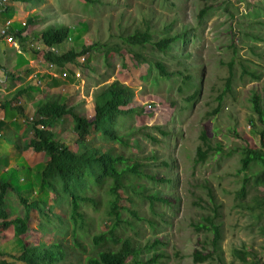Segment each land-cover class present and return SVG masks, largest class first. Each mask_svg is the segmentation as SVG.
<instances>
[{"label":"rangeland","instance_id":"rangeland-1","mask_svg":"<svg viewBox=\"0 0 264 264\" xmlns=\"http://www.w3.org/2000/svg\"><path fill=\"white\" fill-rule=\"evenodd\" d=\"M11 1L0 0V4L9 7ZM31 1L28 0L27 4ZM36 1L35 7L22 5L15 8L16 17L12 12L7 13L6 20L11 26L23 24L27 18H37L33 25L29 24L28 37L21 45L23 52L31 53L32 48H44L38 33L52 24L67 26L74 33L62 52L95 42L110 47V66L105 64L101 52L97 51L92 53L89 63L68 66L69 69L65 70L68 75L61 82L68 81L69 76L73 77V70L78 72L75 79L79 80L71 90L63 92L64 100L69 104L80 103L82 116L92 119L93 93L98 87L118 80L131 88V102L127 107L141 108V114L132 116L127 123L142 128V132L130 137V147L126 151L118 148L117 152L135 154L139 161L147 164L146 171L155 180L146 177L136 181L130 179L140 183L142 195H134L124 187L117 190L119 199L115 212L119 214V223L115 232L130 237L135 242L134 246L140 248L138 254L130 255L126 262L243 264L233 255L234 249L252 250L264 261V211L252 212L248 206L254 193L259 197L264 195V186L258 188V192L252 189L243 199L237 198L245 173L250 175L256 168L240 172L241 150L244 147H260L257 135L260 126L250 110L248 99L254 92L259 94L264 104V0H173L175 6L172 8L168 0H101V5L87 3V7L83 0ZM204 8L207 10L199 18L198 14ZM148 9L160 18L151 22L157 30L161 29L163 22L167 25L175 18V31L179 30L180 37L185 36L186 43L182 51L179 41L180 49L175 53L177 57L171 58L168 53L164 55L155 51L150 43L143 48L132 46L129 50L128 45L120 40L119 36L124 31L141 26ZM3 12L1 9L0 15H4ZM114 44L120 47L119 50ZM102 46L100 51L103 52L105 46ZM133 52H142L149 60H161L167 71L175 75L160 76L147 63H138L133 58ZM37 62L43 64L42 59ZM244 67L248 72L260 74V80L253 82L249 74L243 73ZM187 75L191 78L183 82V77ZM228 78L232 87L219 99ZM197 89L198 95L188 99ZM62 122V129L56 127L54 132H58L56 135L64 144L77 150L70 117L65 116ZM151 126H159L167 135L163 136ZM204 130L212 149L204 161L196 162V148L201 143L199 136ZM144 132L155 136L158 142L148 139ZM28 135L32 137L33 134ZM153 153L154 160L137 157L147 158ZM39 167L32 170L37 173V179ZM15 170L10 167L8 175L10 180L13 179L14 191L19 194L24 189V183L21 171ZM161 179L171 181L162 182ZM47 194L48 212L61 214V220L52 217L49 221L47 216L36 217L37 214L30 211L36 222L22 238L29 246L41 241L48 244L60 238L71 247L67 248L72 255L71 264H85L87 255L104 249L102 243L93 242V236L108 232L116 216L108 213L109 205L104 201L95 207L84 205L85 225L82 230L76 229V240L81 247H76L71 232L67 231L72 228L67 207L60 208L52 201V194L49 191ZM153 195L164 197L168 203H150L148 196ZM36 197L38 194L26 198L29 202ZM21 205L20 202L16 205L11 203L8 214L21 215ZM134 210L140 219H134L130 213ZM41 224L46 231H42ZM214 226L219 228L221 236L217 256L203 263L193 262L195 250L203 253L212 251ZM1 236L0 256L7 255L11 264H23L17 261L22 250L21 242L12 236L9 229L8 232H1Z\"/></svg>","mask_w":264,"mask_h":264},{"label":"trees","instance_id":"trees-1","mask_svg":"<svg viewBox=\"0 0 264 264\" xmlns=\"http://www.w3.org/2000/svg\"><path fill=\"white\" fill-rule=\"evenodd\" d=\"M14 1L26 4L28 0ZM38 1L41 3L44 0ZM83 1H85L86 7L88 6L87 3H97V6L102 4L101 0ZM166 1L162 0V2ZM168 1H170V8L175 6L173 0ZM31 2V5L35 7L37 1L32 0ZM206 10L204 8L200 11L198 14L199 18H202ZM145 15L142 18L141 26H134L131 31H124L119 36L120 40L128 45L129 50L132 46L143 48V46L150 43L155 51L164 55L168 53L171 58L177 57L175 53L180 49L179 41L181 40L182 51L186 46L184 42V35L186 33L183 35L184 37L182 35L180 37L179 30H177L178 32L175 31V18L167 25L163 22L161 29L157 30L151 22L154 19H160L157 17L158 15H155L149 9ZM33 22V18L27 19L23 25H19L16 31L9 25L6 28L7 34L17 40L27 26ZM71 35H74V33L67 26L48 25L38 33L41 45L45 46L47 50L32 48L31 52L38 53L42 51V56L46 62L64 66L75 61L81 65H84L85 62L89 63L92 59V53L97 51L101 52L105 64L110 66L108 62L110 47L107 48V44H104L105 50L103 52L100 51L102 45L99 42L86 46L82 45L80 48H67L65 52H62L61 49L64 45L72 40ZM80 36L81 33L77 37L79 38ZM0 37L5 39L2 35ZM155 37L157 40H155ZM114 47H117V50L120 48L117 44H114ZM133 53H135L133 54V58L138 63H147L149 68H155L160 76L171 77V75H175L174 72L167 71L165 64L161 60L154 58L149 60L142 52ZM182 56L180 60L178 59L179 64H181ZM229 68L230 70L232 68L231 62L229 63ZM178 73L180 74L181 72ZM243 73L249 74L253 82L259 81L261 78L260 74L248 72L245 67ZM231 75L233 77V71ZM190 78V75L184 76L182 81L185 82V80H189ZM231 87L232 84L230 78H228L226 79L224 92L219 94L218 98L222 99L223 94L230 91ZM179 90H181V87H179ZM131 92L129 86L118 80H114L110 84L98 88L93 95L92 119L83 117L81 108L68 102H62L57 97H47L42 100L32 115L25 114L23 116L22 114L21 117L24 119L33 118L27 123L26 130L33 133V136L29 139L28 143L23 145L22 149L43 152L46 162L39 171L40 194L38 192V197L26 202L20 194L18 195L24 208L22 216H8L4 199L7 189L12 187L13 179L8 182L0 180V226L9 229L12 236L21 242L22 250L17 256V261L23 264H71L72 262V255L67 251V248L71 249V247L60 238L48 244L41 241L34 246L27 245L22 238L29 229L28 210L30 209H34L38 217L44 218L47 216L49 221H52V217L61 220V214H53L47 210L45 197L48 195L47 191L52 194V201L55 204H58L60 208L63 206L67 207L69 222L72 224V228L70 230L67 229V231L71 232L74 239L73 243L76 247H81V244L76 240V237H78L76 229L82 230L84 228L85 212L82 209L84 205L95 207L104 201L109 205L108 213L116 216H114L115 221L112 222L114 225L109 228L108 232H99L93 236V242L95 244L102 243L104 249H98L95 253L92 252V254L87 255L85 257V264H128L126 262L127 258L130 255L138 254L140 248L134 246L135 242L130 237H123L115 232V226L119 223V214L115 212L119 199L117 190L120 187H124L128 188L134 195H142L139 189L140 183L130 181V179L136 181L146 177L150 180H155L153 175L147 173V164L139 161L135 154L127 152L120 154L117 152L118 148H123L126 151L130 147V137L134 136L137 132H142V128L138 129L133 124L127 123L128 119L132 116L141 114V108L127 107L131 102ZM198 92V89L195 90L188 99L195 98ZM248 100L251 104L250 110L256 115V121L260 126V129L257 130L260 147H244L241 150L242 155L239 159L240 172H247L252 167L256 168L252 169L250 175L245 173L241 186L237 191L238 199H243L252 189L258 192V188L264 186V104L259 94L254 92L251 93ZM65 116L70 117L72 131L76 135L77 150H72L68 145L64 144L59 139V136L56 135L58 132H54L53 130L58 123H63L62 121ZM249 122L253 124V121L249 120ZM151 127L163 136L167 135V132L159 126ZM143 135L154 143L158 142L155 136L148 132H144ZM199 138L201 143L196 148V162L204 161L208 156V152L212 149L205 130L201 132ZM15 148L16 150H20L18 146H15ZM137 157L144 160H148L149 158L154 160L155 153L147 158L138 155ZM161 181L170 182L171 180L161 179ZM252 197L251 205L247 203L252 212L255 210L264 211V195L259 197L257 193H254ZM148 198L150 203L154 201L168 203V200L164 197L153 195L148 196ZM130 213L134 216V219H140L135 210L130 211ZM41 229L43 232L44 230L46 231L44 224H41ZM212 235V251L203 253L200 250H195L192 254L193 262L203 263L214 259L215 255L217 256L218 242L221 238L218 227H213ZM233 255L243 264H264V261L252 250L234 249ZM0 264L7 263L0 260ZM130 264H139V261L137 260Z\"/></svg>","mask_w":264,"mask_h":264},{"label":"crops","instance_id":"crops-1","mask_svg":"<svg viewBox=\"0 0 264 264\" xmlns=\"http://www.w3.org/2000/svg\"><path fill=\"white\" fill-rule=\"evenodd\" d=\"M8 5L9 7L1 6L0 4V10L2 9L5 15H0V29L5 26L7 21L9 22V20H6L8 17L7 13L12 12L14 17H16L17 9L15 8L22 5L30 6L31 4H25L20 1L12 0ZM10 5H12L11 8ZM33 19L34 21L37 20L35 17ZM19 25L13 24L12 27L16 31ZM29 26L30 25L27 26L25 31L21 33V36L15 40L13 44L0 37V180L6 182L10 180L8 175L10 167L16 168L15 171L20 170L22 173L21 181L24 183V189L21 190V193L19 194L26 200V202H28V199L26 198L28 195H37L39 192V179L36 177L37 173H33L32 170L34 167L40 166L37 171L39 173L41 167L46 162V157L43 152H35L32 149H22L23 145L28 143L31 138L28 134L32 135L33 133L26 131L28 122L27 119H24L21 116L22 114L25 116V114L32 115L35 113L39 103L47 97H57L60 101L66 102L62 97L63 92L65 90H71L72 86L79 80L75 79V76H78V72L73 70V72H75L74 76H69L68 81L61 82L65 81L66 76L68 75L65 71L67 68L69 69L68 66L74 67L73 64L78 63L77 61L64 66H58L56 64L46 62L42 56V51H39L38 53L23 52L24 48H22L21 45L24 43L23 39L26 40L28 37L27 32ZM41 49L47 50L45 46ZM38 59H42V65L37 62ZM72 67L70 69H72ZM63 74H65V76H63ZM10 102L12 103L10 104ZM91 102L93 104V98ZM72 105L81 108L80 103ZM61 125L62 123L60 122L55 126V128L57 127L58 130H61ZM15 146H18L20 150H16ZM26 186H29V188L26 189ZM13 189V187H9L7 189L4 199L7 214L9 213V205L11 203L16 205L17 202H20L18 198L19 194ZM46 193H48V191ZM32 199L34 198H31L30 200ZM21 208L22 214L15 216L23 215L24 208L22 205ZM30 211H34L37 214L34 209L28 210L29 228L36 222V218L34 220ZM8 216L14 217L9 214ZM36 217H38V215ZM1 232H8V229L0 226V239ZM0 260L5 261L7 264H11L7 255L0 256Z\"/></svg>","mask_w":264,"mask_h":264},{"label":"built area","instance_id":"built-area-1","mask_svg":"<svg viewBox=\"0 0 264 264\" xmlns=\"http://www.w3.org/2000/svg\"><path fill=\"white\" fill-rule=\"evenodd\" d=\"M10 25V22H6V24H5V26L2 28V29H0V35H2L3 37H5V39H6V41L7 42H9V43H14V38L11 36V35H8L7 34V31H6V28L8 27ZM69 39V38H68ZM53 51H54V49H53ZM55 52H56V50H55ZM63 76H65V74H63ZM33 118L32 117H30V118H28L27 119V122H29V121H31Z\"/></svg>","mask_w":264,"mask_h":264}]
</instances>
